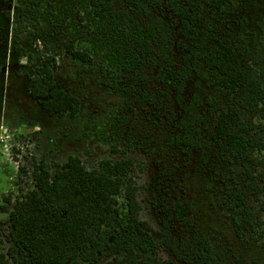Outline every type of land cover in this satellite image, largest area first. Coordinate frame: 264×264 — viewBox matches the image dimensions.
Returning <instances> with one entry per match:
<instances>
[{"label":"rangeland","instance_id":"374dc122","mask_svg":"<svg viewBox=\"0 0 264 264\" xmlns=\"http://www.w3.org/2000/svg\"><path fill=\"white\" fill-rule=\"evenodd\" d=\"M18 1L0 0V253H6L10 246V211L35 186L31 176L35 164L44 163L54 175L58 168L66 167L70 155L79 156L88 168L102 159L130 157L136 165L139 217L153 230L168 229L176 239L209 237L214 248L224 252L220 264H264V236L258 231L264 218V150L254 152L249 160H228L214 142L191 150L179 145L177 125L184 112L174 95L169 100L170 86L158 80L160 65L152 56L142 55L144 62L138 64L128 40L120 38L118 47L110 43L105 26L86 0H36L41 19L32 26L34 34L17 35L12 31L11 8ZM235 3V13L225 18L215 16L205 6L197 13L198 34L191 44L197 51L198 65L185 81V106L194 95L204 102L200 109L207 98L220 97L219 86L205 71L203 59L216 47L214 38L231 36L242 18L248 23L251 46L264 65V32L256 25L257 18L264 17V0ZM135 14L141 17L139 12ZM16 38L36 54H40L34 47L36 42L40 49H45V42L61 49L65 41H74L77 48L94 57V70L90 71L88 64L65 51L61 56L49 51L58 61L53 65L57 86L81 99L76 117L49 115L30 96L27 77L18 76L16 71L32 68L13 50ZM175 42L174 57L182 66L180 45L189 42L178 32ZM131 83L154 91L161 98L158 106L118 90ZM246 117L259 122L257 114L247 113ZM20 167L27 172H21ZM236 184L244 189L248 208L253 209V225L242 222V237L236 235L231 201L225 195L226 188ZM177 200L192 201L190 224L173 217L172 206ZM125 203L122 193L117 197L119 211ZM158 255L166 264H185L167 245H162ZM106 259L94 264H105ZM9 263L18 264L11 258Z\"/></svg>","mask_w":264,"mask_h":264},{"label":"trees","instance_id":"16d2710c","mask_svg":"<svg viewBox=\"0 0 264 264\" xmlns=\"http://www.w3.org/2000/svg\"><path fill=\"white\" fill-rule=\"evenodd\" d=\"M86 1L105 26L110 43L118 47V40L126 39L137 54L138 64L144 62L142 55H150L160 65L158 80L170 86L169 100L174 95L184 112L177 125L179 145L191 150L214 142L228 160H249L254 152L264 150V65L251 46L245 18L231 36L215 37L216 47L203 59L205 71L219 86L220 97L207 98L203 109L204 102L196 95L183 105L185 81L198 65L197 51L191 44L198 34L197 13L205 6L217 17H228L237 9L235 0ZM11 15L15 34H34L32 26L40 22L41 10L36 0H19L12 6ZM256 25L264 32L262 15ZM175 32L189 42L180 45L184 52L182 66L174 57ZM34 47L40 54L15 39L13 50L32 68H19L16 74L27 77L28 92L44 112L76 117L81 99L57 86L53 65L57 66L58 61L49 51L58 56L65 51L88 64L90 71L94 70V57L77 48L74 41H65L61 49L47 42L45 49H40L37 42ZM38 60L41 64H36ZM118 90L137 94L155 107L161 100L154 91L135 83ZM247 113L257 114L259 122L247 119ZM20 171L26 169L20 167ZM31 176L35 186L16 201L9 213L10 246L6 253H0V264H10L9 258L18 264H94L104 257L105 264H166L158 255L162 245H167L171 254L185 264H220L224 257L209 237L172 238L168 229L153 230L140 219L136 165L130 157L102 159L88 168L79 156L70 155L66 167L58 168L54 175L41 163L34 165ZM249 176L255 178L252 172ZM122 193L126 203L119 211L117 197ZM225 195L231 201L236 235L242 237V222L253 225V209L248 208L245 191L239 184L227 187ZM192 210V201L177 200L172 206L173 217L184 224H190ZM258 228L264 236V218Z\"/></svg>","mask_w":264,"mask_h":264},{"label":"crops","instance_id":"0c3cea01","mask_svg":"<svg viewBox=\"0 0 264 264\" xmlns=\"http://www.w3.org/2000/svg\"><path fill=\"white\" fill-rule=\"evenodd\" d=\"M20 77H23V76H20Z\"/></svg>","mask_w":264,"mask_h":264}]
</instances>
